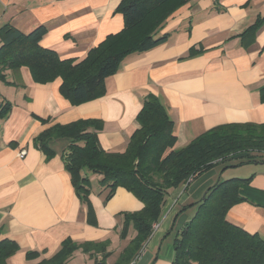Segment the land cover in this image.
<instances>
[{"label":"crops","instance_id":"0c3cea01","mask_svg":"<svg viewBox=\"0 0 264 264\" xmlns=\"http://www.w3.org/2000/svg\"><path fill=\"white\" fill-rule=\"evenodd\" d=\"M120 1L0 0V26L28 33L42 25L47 30L40 41L43 48L63 60H80L106 36L122 30L123 18L115 12ZM256 23L253 33L244 34ZM157 35L168 37L154 49L125 56L118 71L105 79L104 93L76 106L60 96L59 79L37 84L25 67L4 71L0 103L10 109L0 118V241L18 245L6 264L49 259L66 240L78 246L67 262L116 264L135 235L129 228L121 237L123 218L142 204L121 187L106 200L100 176L87 173L88 210L64 168L68 141L51 140L52 155L46 157L35 142L43 131L96 120L101 123L96 132L100 147L121 152L138 126L136 116L148 94L161 100L173 121L175 148L221 125L264 124L259 93L264 86V0H190L164 21ZM249 177L250 197L259 205L240 202L226 221L264 237V163L226 170L215 165L170 192L136 264H172L173 238L208 188ZM28 252L36 253L35 258L27 260Z\"/></svg>","mask_w":264,"mask_h":264},{"label":"trees","instance_id":"16d2710c","mask_svg":"<svg viewBox=\"0 0 264 264\" xmlns=\"http://www.w3.org/2000/svg\"><path fill=\"white\" fill-rule=\"evenodd\" d=\"M188 1L121 0L115 12L123 18L122 30L106 36L80 60H63L53 50L43 48L40 41L47 30L42 25L22 33L4 24L0 26V81L5 82V70L25 67L34 83L59 79L58 92L71 105L94 100L104 93L105 79L118 71L125 56L147 52L166 41L168 36H158V29ZM257 26L253 24L244 34L253 33ZM259 93L264 101V86ZM9 109L8 103L1 102L0 118ZM136 123L137 128L121 152H107L100 147L96 132L101 123L96 120L55 125L35 139L46 157L52 155L48 145L51 140L68 141L62 156L64 168L88 210L87 173L100 176L99 186L108 191L106 200L121 187L142 204L141 210L124 214L121 237H126L129 228L135 235L116 264H128L138 257L173 189L187 186L215 165L226 170L264 163V124L221 125L175 148L174 123L161 100L152 94L144 97ZM250 180V177L231 178L208 188L194 214L173 238L172 264H264V237L226 221L228 211L236 204L244 201L254 204L249 193ZM260 205L264 207V202ZM77 248L66 240L54 256L36 264H65ZM101 249L104 251V244ZM17 251L15 242L1 240L0 264H6ZM35 254L28 252L27 260L34 259Z\"/></svg>","mask_w":264,"mask_h":264},{"label":"rangeland","instance_id":"374dc122","mask_svg":"<svg viewBox=\"0 0 264 264\" xmlns=\"http://www.w3.org/2000/svg\"><path fill=\"white\" fill-rule=\"evenodd\" d=\"M0 15L2 14V3H0ZM245 168H247V167H245ZM239 170H245V169H239ZM238 172H240V171H238ZM157 225V224H156ZM66 264H78V260H73V261H69V262H67Z\"/></svg>","mask_w":264,"mask_h":264},{"label":"built area","instance_id":"2783aa9c","mask_svg":"<svg viewBox=\"0 0 264 264\" xmlns=\"http://www.w3.org/2000/svg\"><path fill=\"white\" fill-rule=\"evenodd\" d=\"M19 157H23L24 156V151L18 153ZM154 228H156V224L154 225ZM137 259V258H136ZM136 259L132 260L131 262H129L128 264H136Z\"/></svg>","mask_w":264,"mask_h":264}]
</instances>
